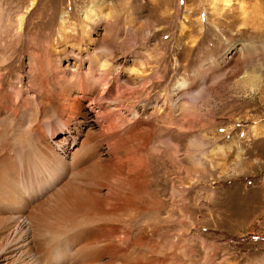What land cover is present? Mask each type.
Wrapping results in <instances>:
<instances>
[{
    "label": "rangeland",
    "instance_id": "1",
    "mask_svg": "<svg viewBox=\"0 0 264 264\" xmlns=\"http://www.w3.org/2000/svg\"><path fill=\"white\" fill-rule=\"evenodd\" d=\"M93 4L101 16L95 41L79 50L60 28L64 21L72 43L71 34L85 38L81 18ZM0 28V249L16 227L11 216L22 212L35 231L32 250L63 240L51 264H264V0H0ZM50 40L56 59L40 51ZM32 58L38 64L29 70ZM98 59L113 60L105 70L113 77L119 69L117 91L134 92L139 115L123 113L116 129H106L83 98L64 117L68 128L56 76L91 78ZM135 68L147 69L148 93ZM256 76L253 91L246 77ZM179 80L192 83L178 91ZM159 99L167 111L183 100L193 110L163 114L153 108ZM11 146L49 162L8 166ZM92 167L107 176L99 179ZM76 186L97 196L89 211Z\"/></svg>",
    "mask_w": 264,
    "mask_h": 264
},
{
    "label": "bare ground",
    "instance_id": "2",
    "mask_svg": "<svg viewBox=\"0 0 264 264\" xmlns=\"http://www.w3.org/2000/svg\"><path fill=\"white\" fill-rule=\"evenodd\" d=\"M232 0H223V2L227 5L231 4ZM98 7H100V4L94 5L92 7H90L86 12H84V14L82 15L81 18V25L83 28L84 33L86 34L85 38L81 37L78 38L76 35L71 34L73 36V43L71 40H69L67 37L69 36L68 34V29H66V25L65 22H62V26L60 28V34H62V36H64V40L66 41V43L70 42L71 45H73L74 47L79 48V50H82L85 46H87L90 43H93L95 41L94 37L91 36L93 29L97 28L99 26V16H100V12L98 10ZM101 17V16H100ZM22 18L20 17V24L17 27L22 28ZM109 30V38L110 41L115 40L117 35H114V33H112V26L108 27ZM5 31L2 28H0V33L2 34ZM10 32V31H9ZM15 32V31H13ZM19 34L16 37L17 41H20V45H21V33L18 30ZM90 32V34L88 35V33ZM14 35V34H13ZM16 35V34H15ZM1 36V35H0ZM13 36H10L8 33H6L5 36L2 37V40H4L5 42L4 45L8 46L10 43V41L14 42V39L12 38ZM38 37V36H37ZM39 38V37H38ZM34 39V38H33ZM86 39V40H85ZM38 40V39H37ZM36 40V41H37ZM34 41V42H36ZM46 41V40H45ZM16 42V40H15ZM1 43V42H0ZM84 43H86L84 45ZM37 44H40V41L37 42ZM2 45V44H1ZM0 45V46H1ZM3 45V47H4ZM18 45V47L20 46ZM48 47H46L45 49H41L40 51L44 52L43 50H47V52L50 53V57L51 59H56L58 56L56 54V46L54 41L50 40L48 41L47 44ZM9 47V46H8ZM17 48V47H16ZM17 50V49H16ZM242 50V49H241ZM73 51V50H72ZM40 52V53H42ZM80 52V51H79ZM1 53V51H0ZM39 53V52H38ZM44 54V53H43ZM7 55V54H6ZM36 55V54H35ZM46 56V55H45ZM64 56V55H63ZM44 57V56H41ZM68 57V55H66V58ZM104 57V56H103ZM4 59V58H2ZM0 58V69L3 67L1 65V60ZM96 59V58H95ZM49 60V59H48ZM66 60V59H65ZM116 60V59H115ZM75 61L77 62L78 65L83 66L86 63V60L82 58V56H76ZM93 63L99 64L101 63L99 69L97 70V75H92L91 78L88 79H83L79 76L76 77V79L72 82H67L66 81H62L61 80V76L58 75L60 73L57 74L56 79H55V83L58 89V94L55 95L56 101L58 103L59 106V111H60V121L68 127V124L66 123V121L64 120V117L66 115H69V113H71L73 110H75L78 107H81V100L83 98L88 99V103H89V108L91 110H93V112L96 113V115H99L102 120L104 122V124L102 125L103 127H105L106 129H112L114 128L116 129V125L117 123V119H119L120 121V117H122L124 114L123 113H127V115L129 116V119H136L139 115V110H138V106L140 104V102H136L133 100V95L131 93H134L133 91L129 92L130 94L127 95V97H124L123 95L120 96L119 95V90L117 89L119 86L118 83L120 81V75H119V69L117 67H115V69L117 70L113 77L110 76L111 72L105 69H108L113 60L110 59H105V61L103 62L102 59H98V60H92ZM74 62V61H73ZM117 63V62H116ZM34 64H38V60L32 58L31 60L28 61V65H29V70H33L34 69ZM55 64V63H54ZM5 65V63H4ZM115 65V64H114ZM113 65V66H114ZM38 66V65H36ZM67 66V65H66ZM77 66V65H76ZM119 66V65H118ZM64 67V66H63ZM72 67V66H71ZM98 68V67H97ZM86 69V68H85ZM203 69V68H202ZM59 70V69H58ZM77 70V69H76ZM88 70V69H87ZM157 70V69H156ZM62 71V70H61ZM112 71V70H111ZM133 71H135V76L140 80L139 82L142 85V90L145 89V91L148 93V89H146L147 87H145V83L146 81L148 82V79L146 80V78H148V76H145L144 74L147 73V69L146 70H140L139 68H135ZM198 71V70H197ZM73 72V71H72ZM89 72V71H88ZM96 72V71H95ZM113 72V71H112ZM93 73V72H92ZM151 73V72H150ZM154 73V72H153ZM199 73V72H198ZM90 74V73H89ZM96 74V73H95ZM152 74V73H151ZM207 74V73H206ZM210 74V73H209ZM20 75L22 76V72L20 73ZM82 75V74H81ZM147 75V74H146ZM206 76V75H205ZM66 77V76H65ZM209 78V77H208ZM258 78V76L255 77H246V81L249 85V87L251 88V90L255 91L256 86L258 85L259 81H256ZM206 79V78H205ZM72 80V79H71ZM214 80V79H213ZM189 83L192 82H188L187 80H182V81H178L177 82V87L175 90L178 89L181 90V88H184L185 86H188ZM2 80L0 77V87L2 86ZM149 85V84H148ZM146 83V86H148ZM196 86V85H195ZM5 87V86H4ZM109 87V88H108ZM212 89V92H215V87L209 86ZM2 89V88H1ZM54 89V88H53ZM109 90L111 92H114L116 94V98L114 100L107 98V94L109 95ZM118 90V91H117ZM171 90V89H170ZM1 91V90H0ZM116 91L118 93H116ZM217 91V90H216ZM110 92V95H111ZM207 92V91H206ZM54 93V92H53ZM191 93V92H190ZM194 94V93H193ZM1 95V94H0ZM170 95V94H169ZM112 96V95H111ZM180 96V95H179ZM197 96V95H196ZM162 97V96H161ZM183 97V96H182ZM190 97V96H189ZM195 97V96H194ZM198 97V96H197ZM154 98V97H153ZM164 98V97H163ZM167 98V97H166ZM49 99V98H48ZM53 99V98H52ZM165 99V98H164ZM50 102V101H49ZM133 102V104L131 105V103ZM170 102V101H168ZM181 103L178 104L177 102H175L173 104V107H171L168 111L164 108L165 105V100L159 99L157 101H154V106L153 108H158L159 110L162 111L163 114H171L170 116H172L173 112H177V111H191L193 110V106L190 105V102H186V100L180 101ZM1 103V102H0ZM4 103V102H3ZM1 103V104H3ZM142 103H144L142 101ZM161 103V104H160ZM167 103V102H166ZM173 103V102H172ZM52 104V103H51ZM145 104V103H144ZM194 104V102H193ZM4 105V104H3ZM55 105V104H54ZM167 105V104H166ZM1 107V106H0ZM148 107V106H147ZM125 111V112H124ZM74 112V111H73ZM91 112V111H90ZM179 112V113H181ZM166 116V115H165ZM167 117V116H166ZM139 119V118H138ZM102 122V123H103ZM121 122V121H120ZM120 122H118L120 124ZM90 123V122H89ZM101 124V123H100ZM21 125V124H20ZM113 126H115L113 128ZM123 126V125H122ZM119 127V126H118ZM117 127V128H118ZM20 128V127H18ZM69 128V127H68ZM13 129V127H12ZM18 130V129H17ZM20 130V129H19ZM68 130V129H67ZM5 131V130H4ZM12 132L13 130H7V132ZM110 131V130H109ZM16 132V129L15 131ZM65 132V131H64ZM112 132V131H111ZM9 133V136H10ZM21 133V132H20ZM107 133V132H106ZM118 132H113V135H119L117 134ZM1 134V133H0ZM5 135L6 132L4 133ZM108 134V133H107ZM112 133H110V138L111 141H109L110 144V149L113 150V146L117 143L114 144V138L111 136ZM114 136L115 138L117 136ZM12 136V135H11ZM120 136V135H119ZM118 136L119 140L120 137ZM122 136V135H121ZM182 136H186V135H182ZM14 137V136H13ZM109 137V135H108ZM113 139H112V138ZM191 137V136H190ZM193 137V136H192ZM191 137V138H192ZM9 138V137H8ZM16 138V137H15ZM117 138V139H118ZM12 139V138H10ZM9 139V140H10ZM116 139V141H118ZM195 138L191 139L194 140ZM16 143L12 142L10 145H15ZM195 144V142L193 143ZM122 145V144H121ZM199 145V144H198ZM16 146V145H15ZM119 146V144L117 145ZM195 146V145H193ZM20 147V146H19ZM116 146H114L115 148ZM124 147V146H123ZM201 147V146H199ZM118 148V147H117ZM116 148V149H117ZM132 148V147H131ZM203 148V147H202ZM12 157L10 159L9 162H11L10 164H8V166H15L16 165V159H18V161L20 163H27V164H32V163H36L34 161V159L36 158L40 163H45V165L48 164L49 159L48 157H45L44 154L42 153H36L34 154V156L32 158L28 157L25 159L26 155H22V151L19 150L18 148L15 150L12 148ZM127 149V148H126ZM123 150V149H122ZM133 150V149H132ZM202 150V149H201ZM13 151H16V153L14 154ZM116 151V150H115ZM129 151V150H128ZM135 151V150H134ZM119 152V151H118ZM123 152V151H122ZM126 152V151H125ZM127 153V152H126ZM65 154V153H64ZM131 155V153H130ZM124 156V155H123ZM199 157V156H198ZM124 158V157H123ZM78 159V158H77ZM73 161V160H72ZM71 161V163H72ZM2 163V162H1ZM66 164V163H65ZM102 165V164H99ZM123 165V164H122ZM103 166V165H102ZM139 166V165H137ZM48 167V166H47ZM135 167V166H133ZM90 169V168H89ZM137 169V168H136ZM3 170V169H0ZM7 171V170H6ZM5 171V172H6ZM56 171V170H55ZM91 171V170H90ZM92 172L95 173L94 175H96V177H98L99 179L101 178V176L106 175L105 171L100 170L99 167H92ZM11 173V172H10ZM52 173V170L50 171H46V172H39V173H35L37 175V177H39L40 179L44 178V177H49ZM78 173V172H77ZM110 173V172H109ZM7 172L5 173L4 177H6ZM143 174V173H142ZM12 175V174H11ZM112 175V173H111ZM114 175V174H113ZM112 175V176H113ZM129 175V174H128ZM128 175H126V177H129ZM1 176V175H0ZM8 176V175H7ZM107 176V175H106ZM125 176V174H124ZM10 177V176H9ZM131 177L133 178V176L131 175ZM12 179V178H11ZM24 179V178H23ZM96 179V178H95ZM131 179V178H130ZM129 179V180H130ZM13 180V179H12ZM3 181V180H2ZM6 181V180H5ZM4 182V181H3ZM9 182V181H8ZM24 182V181H23ZM130 182V181H129ZM10 183V182H9ZM22 183V181L20 182ZM74 183V182H73ZM13 184V183H12ZM11 184V185H12ZM17 185V184H16ZM15 185V186H16ZM73 187V185H71ZM1 187V186H0ZM77 187V186H76ZM7 190H10L12 188V186H10L8 184ZM22 189L27 188V184L26 183H22L21 185ZM92 189V188H91ZM4 190V189H3ZM2 190V191H3ZM15 191H20L19 187L16 189ZM74 193V191H73ZM4 194V193H2ZM8 194V193H6ZM13 194V193H12ZM19 194V193H18ZM5 195V194H4ZM74 195L76 196L77 200H79L80 205L86 209V211H89L91 204L95 201H97L98 199L96 198L97 196H95L94 192H92L90 189L84 190V188L82 189V187H77L75 189V193ZM7 196V195H6ZM2 197V196H1ZM10 197V195H9ZM12 198V197H11ZM6 199V198H5ZM14 199V198H13ZM16 199V198H15ZM7 202V201H6ZM14 202V201H13ZM18 202V201H16ZM15 203V202H14ZM20 204V203H18ZM1 205V204H0ZM6 205V203H5ZM60 205V204H59ZM16 206V205H15ZM67 206V205H66ZM13 207V206H12ZM102 207V206H101ZM16 209V208H15ZM22 209V208H20ZM67 209V208H66ZM93 209V208H92ZM21 211V210H20ZM63 211V210H62ZM58 212V211H57ZM87 213V212H86ZM22 212H16L11 216V220L14 221L15 223V228H11L8 236H7V240L5 242V246L6 247H2L0 249V258L1 259H8V258H14L16 261V263L13 264H22V260H26V259H33V261H30L29 263H23V264H51L52 261H56V259L62 255V248L60 247L59 244L62 243L63 240H61V242H54V243H43L41 245V242L38 244V247L36 250H32V241L35 237V231L34 229H32V225L30 222L26 221L23 219V214L21 216ZM85 216V215H84ZM39 217V216H38ZM10 221V220H9ZM42 224V223H41ZM42 230V229H40ZM39 231V230H38ZM36 233H39V232ZM54 239V238H53ZM55 241V239H54ZM29 251V252H28ZM224 264V263H222ZM231 264H240V262L238 263H231Z\"/></svg>",
    "mask_w": 264,
    "mask_h": 264
}]
</instances>
